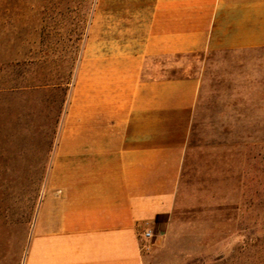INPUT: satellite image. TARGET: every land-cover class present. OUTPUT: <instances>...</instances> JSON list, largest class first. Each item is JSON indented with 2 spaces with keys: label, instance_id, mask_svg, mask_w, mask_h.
Listing matches in <instances>:
<instances>
[{
  "label": "crops",
  "instance_id": "obj_1",
  "mask_svg": "<svg viewBox=\"0 0 264 264\" xmlns=\"http://www.w3.org/2000/svg\"><path fill=\"white\" fill-rule=\"evenodd\" d=\"M62 24L61 0H0V56L56 54L36 34ZM88 31L28 264H143L142 232L174 225L204 58L264 50V0H94Z\"/></svg>",
  "mask_w": 264,
  "mask_h": 264
},
{
  "label": "rangeland",
  "instance_id": "obj_2",
  "mask_svg": "<svg viewBox=\"0 0 264 264\" xmlns=\"http://www.w3.org/2000/svg\"><path fill=\"white\" fill-rule=\"evenodd\" d=\"M61 2L67 24L36 34L61 50L0 56V264H28L89 33L94 0ZM203 81L174 225L143 264H264V50L206 56Z\"/></svg>",
  "mask_w": 264,
  "mask_h": 264
},
{
  "label": "built area",
  "instance_id": "obj_3",
  "mask_svg": "<svg viewBox=\"0 0 264 264\" xmlns=\"http://www.w3.org/2000/svg\"><path fill=\"white\" fill-rule=\"evenodd\" d=\"M153 238V233L152 230L150 229H145L142 234H141V239L142 241H144L145 243H148L151 241V239ZM142 249H148L147 244H144L142 246Z\"/></svg>",
  "mask_w": 264,
  "mask_h": 264
}]
</instances>
